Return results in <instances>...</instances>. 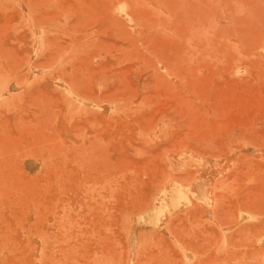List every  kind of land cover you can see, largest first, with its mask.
<instances>
[{
	"label": "rangeland",
	"instance_id": "obj_1",
	"mask_svg": "<svg viewBox=\"0 0 264 264\" xmlns=\"http://www.w3.org/2000/svg\"><path fill=\"white\" fill-rule=\"evenodd\" d=\"M0 264H264V0H0Z\"/></svg>",
	"mask_w": 264,
	"mask_h": 264
}]
</instances>
